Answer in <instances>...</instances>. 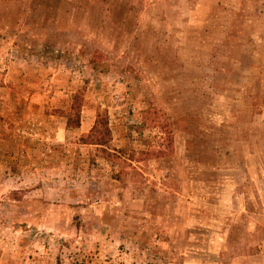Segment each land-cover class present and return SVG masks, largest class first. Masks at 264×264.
Wrapping results in <instances>:
<instances>
[{"label": "rangeland", "instance_id": "1", "mask_svg": "<svg viewBox=\"0 0 264 264\" xmlns=\"http://www.w3.org/2000/svg\"><path fill=\"white\" fill-rule=\"evenodd\" d=\"M0 264H264V0H0Z\"/></svg>", "mask_w": 264, "mask_h": 264}, {"label": "trees", "instance_id": "2", "mask_svg": "<svg viewBox=\"0 0 264 264\" xmlns=\"http://www.w3.org/2000/svg\"><path fill=\"white\" fill-rule=\"evenodd\" d=\"M81 109L82 97L79 93H74L66 116V127L68 129H75L80 126ZM78 140L80 144L95 146L106 160L111 163L114 161L113 156L115 155L109 151L111 134L109 130L108 116L105 111L97 110L92 128L86 135L80 136Z\"/></svg>", "mask_w": 264, "mask_h": 264}]
</instances>
